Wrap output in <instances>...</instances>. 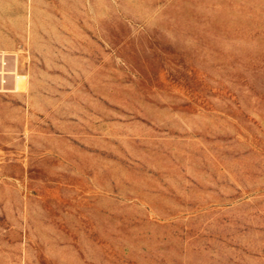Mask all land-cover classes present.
I'll use <instances>...</instances> for the list:
<instances>
[{
	"label": "rangeland",
	"instance_id": "obj_1",
	"mask_svg": "<svg viewBox=\"0 0 264 264\" xmlns=\"http://www.w3.org/2000/svg\"><path fill=\"white\" fill-rule=\"evenodd\" d=\"M0 264H264V0H0Z\"/></svg>",
	"mask_w": 264,
	"mask_h": 264
}]
</instances>
